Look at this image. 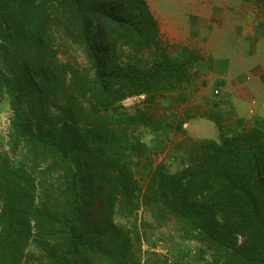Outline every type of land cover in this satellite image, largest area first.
I'll use <instances>...</instances> for the list:
<instances>
[{
    "label": "trees",
    "instance_id": "trees-1",
    "mask_svg": "<svg viewBox=\"0 0 264 264\" xmlns=\"http://www.w3.org/2000/svg\"><path fill=\"white\" fill-rule=\"evenodd\" d=\"M170 49L148 0H0V93L11 98L12 151L26 145L30 158L10 166L0 153V264H140L138 244L154 250L149 230L168 223L206 264H264L260 126L184 138L182 168L159 163L143 186L134 176L128 135L155 121L109 112L128 97L157 105L193 83L198 59ZM14 64L39 82L29 96L38 106L8 76Z\"/></svg>",
    "mask_w": 264,
    "mask_h": 264
},
{
    "label": "crops",
    "instance_id": "crops-1",
    "mask_svg": "<svg viewBox=\"0 0 264 264\" xmlns=\"http://www.w3.org/2000/svg\"><path fill=\"white\" fill-rule=\"evenodd\" d=\"M184 6L188 21L175 17L167 21L159 14L163 18L159 20L162 39L173 55L192 54L198 59L191 86L211 84L221 93L208 101L200 94L197 97V92L186 101L181 117L183 133H179L192 139H217L220 132L231 135L252 125L264 130V4L256 0L228 4L186 0ZM213 119L219 121L220 129ZM208 131L212 135H207Z\"/></svg>",
    "mask_w": 264,
    "mask_h": 264
},
{
    "label": "rangeland",
    "instance_id": "rangeland-1",
    "mask_svg": "<svg viewBox=\"0 0 264 264\" xmlns=\"http://www.w3.org/2000/svg\"><path fill=\"white\" fill-rule=\"evenodd\" d=\"M185 1L186 0H148V3L159 23L162 17L167 21H170L173 17L181 18L183 21L186 19L188 21L186 14L187 9L184 6ZM207 1L211 3L219 1L222 4H228L237 0ZM231 38L232 36L229 37V40H232ZM170 51L172 52L171 49ZM76 58L80 60V55L78 53ZM199 60L201 62V59ZM200 62L199 64H201ZM12 70H14V73L9 71L6 72L8 76L18 79L19 84L24 87V96L27 99V104L38 106L37 101L29 97L36 95L33 90H35L39 84L37 79L32 80L27 75L22 74L17 64L13 65ZM197 84L199 83L197 82ZM197 84L194 83V85H190L189 89L187 88L188 90L185 92L178 93L177 91L166 94L157 102V105H145L143 103L144 96L128 97L118 104L116 111L109 112V116L113 119H119L124 115H134L138 110H142L150 114L155 121L153 126H139L134 133L128 135L129 137L132 135L134 139L129 140L126 152L129 154L130 159L135 162L131 167L135 178L141 186L146 183L148 177L159 163L164 164L171 172L183 167L185 157L181 143L184 138L190 137H185L179 132H174L166 126H169L172 122L175 126L176 121L181 120V117L185 115L182 112L183 105L186 101L188 102L193 99V96L195 97L197 92V97L200 94L202 98L208 101L215 100L213 91L218 89L217 87L211 84L205 86L200 84L199 86ZM190 89L191 91H189ZM10 101V95L6 89L3 88L0 93V153L9 157L10 166H17V163L20 161L25 162V165L28 166L30 158L26 156V145H18L16 152L12 151L10 134L12 132L11 121L13 113L10 107ZM180 112H182V115L180 114L181 116L179 115ZM157 122L158 124H156ZM46 127V124H42L43 129H46ZM206 134L212 135L210 131ZM137 218L151 222V216L149 212L145 210L138 211ZM117 220L119 221L118 218ZM131 220H133V218L129 219L127 223ZM149 232L151 234L150 242H156V248L151 250L147 243L144 242L138 244L136 250L139 255L140 264H155L153 263L155 257L152 255L149 256L150 254H156V256L160 257L163 261L162 264H206L208 256L205 255V259L201 260L203 251L199 244L196 242H189L186 243L189 245L185 244V247L182 246L183 242L180 241L177 236L175 225L168 223L163 227L151 228ZM147 256L151 257V263L145 262V259L147 260L148 258ZM29 264H36V262L31 260Z\"/></svg>",
    "mask_w": 264,
    "mask_h": 264
},
{
    "label": "built area",
    "instance_id": "built-area-1",
    "mask_svg": "<svg viewBox=\"0 0 264 264\" xmlns=\"http://www.w3.org/2000/svg\"><path fill=\"white\" fill-rule=\"evenodd\" d=\"M213 93L216 95V96H218V95H220V90L219 89H215L214 91H213Z\"/></svg>",
    "mask_w": 264,
    "mask_h": 264
}]
</instances>
